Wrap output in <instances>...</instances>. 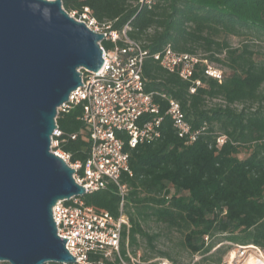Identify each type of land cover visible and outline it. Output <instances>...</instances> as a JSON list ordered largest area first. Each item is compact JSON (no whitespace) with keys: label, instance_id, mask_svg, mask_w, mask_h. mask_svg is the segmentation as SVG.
<instances>
[{"label":"trees","instance_id":"obj_1","mask_svg":"<svg viewBox=\"0 0 264 264\" xmlns=\"http://www.w3.org/2000/svg\"><path fill=\"white\" fill-rule=\"evenodd\" d=\"M136 2L61 0L66 12L88 7L114 30L128 23L127 36L148 53L142 65L144 90L160 106L161 136L134 149L124 147L131 175L121 176L127 187L122 209L130 227L121 234V258L129 262L128 255L136 256L143 246V264L163 258L178 264L157 248L159 234L144 228L148 222L179 232L185 251L199 257L193 264H222L231 249L223 242L264 251V51L260 59L254 51L264 42V0H156L151 10L138 9ZM230 37L240 38L239 46L233 47ZM166 46L200 55L228 73L216 80L198 64L193 79L200 85L191 94V82L151 57ZM162 96L180 104L197 132L195 141L177 136ZM80 114L77 106L56 118L64 134L59 149L73 162L88 155ZM220 137L224 142L218 145ZM243 151L247 156L239 158ZM81 199L97 212L119 215L121 199L113 184Z\"/></svg>","mask_w":264,"mask_h":264},{"label":"water","instance_id":"obj_2","mask_svg":"<svg viewBox=\"0 0 264 264\" xmlns=\"http://www.w3.org/2000/svg\"><path fill=\"white\" fill-rule=\"evenodd\" d=\"M103 34L61 0H0V263L72 264L52 208L83 197L51 151L57 108L102 64Z\"/></svg>","mask_w":264,"mask_h":264},{"label":"built area","instance_id":"obj_3","mask_svg":"<svg viewBox=\"0 0 264 264\" xmlns=\"http://www.w3.org/2000/svg\"><path fill=\"white\" fill-rule=\"evenodd\" d=\"M155 4L156 0L136 2L138 9L147 10H151ZM66 13L92 32L103 34V40L98 43L103 64L97 72L81 69L82 86L72 92L68 101L57 108V116L60 113H68L74 107L81 108L79 120L84 129L80 134L89 144L87 158L73 162L70 154L59 149V145L64 141V134L56 119L55 129L50 136L51 151L74 171L73 179L84 188L85 194L113 184L121 202L119 215L113 217L108 212H97L86 206L81 197H72L67 201H58L53 206L52 219L58 237L67 238L65 248L75 260L72 264H111L116 259L119 264H134L135 259L130 255L127 262L119 254L122 231L127 232L130 227L122 209L127 187L121 183V176L131 175L129 154L124 150L125 145L134 149L139 145L150 144L161 136L160 106L154 101L152 93L144 90L142 65L148 53L139 43L129 39L126 34L128 23L121 31H117L112 29L111 22H99L92 16L88 7ZM102 42L109 46H104ZM262 49L264 51V42ZM151 57L169 73H177L183 81L191 82V94L200 85L199 80L193 79L198 64L204 65L205 75L216 80L221 79L222 72L211 67L200 55L179 53L166 46ZM162 98L167 104L165 115L172 121L177 136L186 139L188 143L195 141L197 132L192 131L180 104L171 98ZM69 138L74 140L76 134L70 135ZM223 142V137L218 138V145ZM234 248V253L239 259L250 256L253 250L261 253L255 246Z\"/></svg>","mask_w":264,"mask_h":264},{"label":"rangeland","instance_id":"obj_4","mask_svg":"<svg viewBox=\"0 0 264 264\" xmlns=\"http://www.w3.org/2000/svg\"><path fill=\"white\" fill-rule=\"evenodd\" d=\"M229 42L233 47H237L240 44V38L230 37ZM262 45H257V47L254 48V51L259 54L261 57H257L258 59L263 57L262 53ZM211 67L220 70L222 73H228V69L225 66H222L217 63H209ZM82 72V70H79ZM216 103H220L219 101H216ZM237 108H240V106H237ZM247 156V152L243 151L239 154V158H244ZM144 228L151 232V233H158L159 239L157 242V248L160 251H165L168 253V255L175 260L178 264H193L196 260L199 259L198 256L192 257L190 254H188L185 249L183 248L181 244V234L175 230H169L164 228L162 225L156 224L154 222H148ZM222 244L228 245L231 247L229 252L224 256L222 264H247V259L249 257H253L251 259L252 264H263L264 263V251L260 250L261 253L257 252L256 250L251 251V255L247 256L243 259H239L236 257L234 253V247L231 243L223 242ZM145 252L143 246L138 248L136 250V256H133L130 254V257L132 259H135L134 264H143L141 257L143 253ZM263 259V260H262ZM259 260V261H257ZM112 261V260H111ZM131 261V262H132ZM159 264H172V262L168 259H159ZM3 264V263H0ZM112 264H116L115 262H112ZM128 264V263H127ZM131 264V263H130Z\"/></svg>","mask_w":264,"mask_h":264},{"label":"bare ground","instance_id":"obj_5","mask_svg":"<svg viewBox=\"0 0 264 264\" xmlns=\"http://www.w3.org/2000/svg\"><path fill=\"white\" fill-rule=\"evenodd\" d=\"M251 259H253V257H249V258L247 259V264H252ZM262 260H263V259H262ZM263 264H264V263H263Z\"/></svg>","mask_w":264,"mask_h":264}]
</instances>
